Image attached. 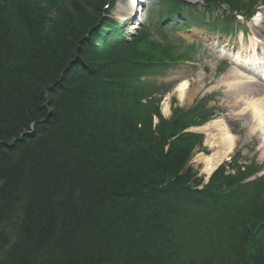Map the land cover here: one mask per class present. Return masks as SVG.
<instances>
[{"label":"trees","instance_id":"1","mask_svg":"<svg viewBox=\"0 0 264 264\" xmlns=\"http://www.w3.org/2000/svg\"><path fill=\"white\" fill-rule=\"evenodd\" d=\"M36 2L0 0V264H264L261 190L239 186L257 170L240 179L221 168L200 190L172 127L149 142L133 140L128 120L117 131L133 86L112 67L133 43L103 15L108 1L50 0L46 28L35 26ZM241 199L255 204L253 221L237 224L228 256L195 261L182 250L202 225L194 205L233 209Z\"/></svg>","mask_w":264,"mask_h":264},{"label":"rangeland","instance_id":"2","mask_svg":"<svg viewBox=\"0 0 264 264\" xmlns=\"http://www.w3.org/2000/svg\"><path fill=\"white\" fill-rule=\"evenodd\" d=\"M80 1L92 3L95 0ZM107 1L111 2V6L108 8L106 5L105 9L103 8V15L105 17L112 15L118 20L121 24L120 28L127 36L126 40L133 43L121 51L127 60L112 67V70L115 69L120 76L130 80V85L132 83L133 86L118 108L115 124L117 131H123V127H126L124 123L128 120L126 131L131 128L130 122L135 127L132 133L133 140L149 142V139L157 136L159 127L166 130L169 126L172 127V131L180 138L178 147H186L189 153L188 167L193 174L204 181L200 190L210 181L200 158L210 156L215 151L209 143L218 135V132L211 128L216 120L223 121L235 138L234 149L221 165L227 175L231 174L242 179L241 167H252L251 173L256 170L254 168L257 165L264 167L262 131L251 133V129L257 128V123L253 120L250 110L242 112L243 108H246L244 103L246 100L254 97L256 100L264 101V93H261L264 82L255 77L250 68L240 64L234 65L232 62L238 56L241 59L248 56L254 42L256 48L260 50L261 59H264V22H262L264 7L258 9L253 22L244 19L236 22L225 7L217 6L212 8L215 9L214 12H210V9L203 6L204 0H180L187 7L186 13L176 15L175 19L159 20V12L168 10L162 0ZM137 2L139 5L132 8L133 3ZM248 2L242 0L241 4L251 5V2ZM36 3L44 9V12L40 14L35 26L44 24L46 28L49 19L54 16V9L50 0H37ZM258 4H262L261 0H258ZM20 6L25 7L29 15H33V6L27 7L22 4ZM132 9L135 11L136 19L127 21ZM119 10L127 11L128 14L121 16L118 14ZM190 11L198 18L190 16ZM38 30L34 29V31ZM136 35L145 36L146 40L136 41ZM170 51H178L175 54L182 55L181 57L185 55L187 62L157 66V63L170 56ZM139 60L141 62L138 63ZM242 78H248L246 83L251 92H242L236 87L237 81L243 80ZM183 82L189 83L192 93V98L186 104L180 101L177 93L178 86ZM137 86H140L144 97H141L140 92L137 91ZM167 106L170 109L169 113L166 112ZM189 126L191 128L186 130ZM188 134L200 138V141L192 142V137ZM164 150L168 152L169 146ZM252 163H256L254 167L250 165ZM249 176H244L239 186L243 192L249 188L255 193L261 190L259 202L262 206L261 215L264 217V183H254L256 177ZM224 204L225 207L220 209L210 204L201 207L194 205L197 209L196 218H201L202 225L192 226L181 248L183 251H190L196 257L195 261L204 258L217 261L221 257L228 256L227 240L235 232L237 224L245 219L251 225L253 219H247V212L255 208L254 203L241 199L233 209L226 206V201ZM190 206L191 204H188L186 209L192 214ZM217 225H221L220 231L217 230ZM240 225L237 228L238 233L243 229ZM261 232V243H264V230ZM256 247L257 245L253 244L252 249Z\"/></svg>","mask_w":264,"mask_h":264},{"label":"bare ground","instance_id":"3","mask_svg":"<svg viewBox=\"0 0 264 264\" xmlns=\"http://www.w3.org/2000/svg\"><path fill=\"white\" fill-rule=\"evenodd\" d=\"M139 5V2L133 3V7ZM118 14L121 16L127 15V11L119 10ZM135 11L132 9V13L129 14L127 21H134ZM246 58V59H245ZM241 59L240 56L236 58L237 63L243 66H248V68H253L258 70L259 74L264 76V59H261L255 48H252L250 55ZM251 63V64H250ZM260 66H263L262 68ZM261 69V70H260ZM263 69V70H262ZM264 78V77H263ZM242 81L248 80V78H242ZM177 93L179 99L182 103H187L192 97V93L189 89V83L183 82L178 86ZM261 93H264V88L261 89ZM246 108H243L242 112L251 111L253 120L257 123V128H254L251 133L256 132L257 130L262 131L264 134V102L260 100H256L254 97L246 100ZM166 112L169 113L170 109L167 106ZM243 114V113H241ZM211 128H214L218 135L212 138V141L209 143L210 147L214 149V153L210 156H203L200 159L203 161L205 165V173L207 177H210L221 165L222 163L229 157L230 153L234 149L235 146V138L229 132V129L225 126L224 122L221 120H216L212 123ZM258 132V131H257Z\"/></svg>","mask_w":264,"mask_h":264}]
</instances>
